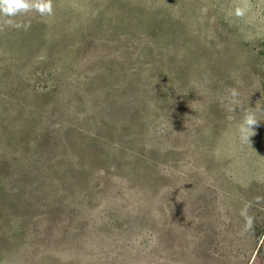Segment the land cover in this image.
I'll list each match as a JSON object with an SVG mask.
<instances>
[{
    "label": "rangeland",
    "instance_id": "374dc122",
    "mask_svg": "<svg viewBox=\"0 0 264 264\" xmlns=\"http://www.w3.org/2000/svg\"><path fill=\"white\" fill-rule=\"evenodd\" d=\"M27 2L0 12V264H264V0Z\"/></svg>",
    "mask_w": 264,
    "mask_h": 264
},
{
    "label": "clouds",
    "instance_id": "9594fccd",
    "mask_svg": "<svg viewBox=\"0 0 264 264\" xmlns=\"http://www.w3.org/2000/svg\"><path fill=\"white\" fill-rule=\"evenodd\" d=\"M33 6L30 5L27 0H0V12H3L6 15L12 16L19 12H27L32 10ZM40 13H44L45 11L48 13L52 12L51 3L46 4L43 7H39L35 9ZM244 8H236L235 15L241 17L245 14ZM231 96L235 98L237 93L235 90L231 91ZM235 102V101H233ZM231 111L232 109L229 108ZM258 124V120L256 117V110L254 108H250L249 111L245 114L244 119L242 120L239 126V137L242 143L251 144L250 138L254 133V126Z\"/></svg>",
    "mask_w": 264,
    "mask_h": 264
}]
</instances>
